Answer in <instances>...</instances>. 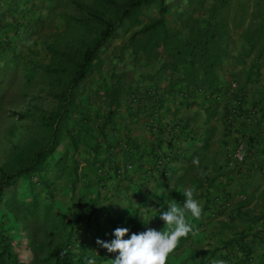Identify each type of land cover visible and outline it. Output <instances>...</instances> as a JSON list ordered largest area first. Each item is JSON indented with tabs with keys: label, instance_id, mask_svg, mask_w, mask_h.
Here are the masks:
<instances>
[{
	"label": "trees",
	"instance_id": "obj_1",
	"mask_svg": "<svg viewBox=\"0 0 264 264\" xmlns=\"http://www.w3.org/2000/svg\"><path fill=\"white\" fill-rule=\"evenodd\" d=\"M40 1L42 5L44 0ZM99 1L113 7L110 17L73 0L84 8L87 20L99 23L97 35L80 50L68 70L57 66L43 70L50 78L64 71L67 80L62 84L57 81L61 85L53 92L54 103L40 108L30 139L34 143L16 147L0 167V264H85L86 258H94L96 264H113L111 256L117 252L96 243L98 238L109 242L107 235L113 231L106 228L116 220L109 216L108 206L99 208L98 185H105L115 174H128L131 167H119L116 153L121 151V159L129 160L134 154L140 159L141 151H146L135 133L138 128L145 127L151 133L167 131L165 151L158 154L155 146L161 145L163 138L148 150L154 160L162 162L160 168L165 172L175 156L173 136L182 138L179 154L186 152L198 136L202 138L198 131L202 112V123H208L220 110L223 134L244 118L251 122L257 115L255 105H246L247 84L252 74L257 77L264 68V16L258 20L253 12L250 25L245 27L241 20L236 21L238 11L225 15L221 7L213 5L208 15L201 12L199 17L187 16L173 26L166 22L171 6L167 0ZM150 5L157 9L155 16L130 31L122 47L131 54L134 68L140 67L139 55L143 53L140 69L127 78L126 70L112 68L107 77L101 73L84 98L78 96L101 47L126 21L134 24L141 9ZM241 13L247 10L243 7ZM238 36L244 39L245 48L235 53ZM231 60L244 65L239 69L246 74L244 80L240 81V72L233 65L226 77L221 76ZM160 76L165 79L162 86L157 84ZM99 93L102 99L97 104L91 97ZM197 106L201 110L183 115ZM16 112L20 117L25 113ZM168 112L174 117L180 115L173 123L164 124L161 118ZM194 118L195 128L191 125ZM213 122L209 135L214 134ZM242 139L222 141L230 168L245 159L246 154L242 161L233 158ZM212 186L209 181L207 187L216 193L213 199L223 198V204L229 190L225 186L212 190Z\"/></svg>",
	"mask_w": 264,
	"mask_h": 264
},
{
	"label": "rangeland",
	"instance_id": "obj_2",
	"mask_svg": "<svg viewBox=\"0 0 264 264\" xmlns=\"http://www.w3.org/2000/svg\"><path fill=\"white\" fill-rule=\"evenodd\" d=\"M76 1L83 7L102 13L104 17H110L113 13V7L99 0ZM167 1L171 6L166 13V22L173 26L187 16L199 17L201 12L208 15L213 5L221 7L225 15L232 16L238 11L236 21L244 22L252 18L253 12L258 20L264 16V0ZM40 2L0 0V167L9 161L16 147L23 148L29 142L34 143L30 139L40 108H49L54 103L53 92L67 80L64 71L59 75L55 72L54 77L50 78L43 70L56 66L68 70L80 50L95 39L100 27L98 22L87 20L84 8L77 6L73 0H44L42 5ZM243 7L247 10L246 14L241 13ZM156 12L154 5L143 7L138 13V23L137 19L134 24L126 21L117 34L108 39L94 56L87 78L79 87L78 96L84 98L90 88L97 84L101 73L106 76L112 68L126 70L127 78L135 75V69L139 70L142 66L144 55L140 53V67L134 68L131 54L127 50L122 51V47L130 31L149 21ZM228 23H232V17ZM120 56L123 58L120 59ZM26 74H29L28 79ZM91 98L98 104L102 93ZM14 111L25 113L20 117ZM260 180L256 195L250 193L247 187L244 189L248 190L245 194L247 202H252L251 206L245 208L239 205L233 210V219L230 220L227 214H222L228 223L222 225L219 231L212 232L219 239L216 245L204 243L207 247L180 248L169 255L167 262L213 264L222 260L225 264H264V179ZM107 236L110 237L109 242L115 239L114 234ZM230 239L229 244L223 243ZM184 244L182 242L181 247ZM117 255L111 256V259Z\"/></svg>",
	"mask_w": 264,
	"mask_h": 264
},
{
	"label": "crops",
	"instance_id": "obj_3",
	"mask_svg": "<svg viewBox=\"0 0 264 264\" xmlns=\"http://www.w3.org/2000/svg\"><path fill=\"white\" fill-rule=\"evenodd\" d=\"M250 23L249 18L243 22L245 27L249 26ZM236 40L238 46L234 51L238 53L244 50L245 42L239 36ZM253 55L254 52L250 56ZM226 63L228 70L223 69L221 72V76L225 77L228 75L231 65L237 72H240L239 69L242 70L244 66L239 62L236 64L232 60L230 64L228 61ZM245 66L246 69L249 67L247 64ZM260 71V75L257 77L252 74V79L247 84L246 105H255L257 110L255 118L251 122L244 118L237 123L236 128H233L228 134H223L219 110L217 117L212 120L215 125L214 134L209 135L212 122L202 123L205 116V113L202 112L198 124L200 125L198 131L202 132V138L198 136L195 141L188 145L186 152L183 151L179 154L182 150H180L178 143L182 138L180 137L179 140L178 135L173 136V141L176 142L172 141L171 147L175 156L168 163L165 172H163V168H160L162 162L159 163L154 160L153 156L149 155L148 150L154 141L163 138L164 142L161 145L155 143L157 153L162 154L166 149L165 142L169 138L167 131L161 130V132L151 133L145 127L138 128L135 133L140 136L141 146L145 147L147 152L141 151L140 159L137 158V154H134L129 160L121 159V151L116 153L119 167H124L126 164L131 167L128 174L125 176L115 174L105 182V185H98L99 208L108 206L109 216L111 219H116L112 222L111 227L106 228V231H113L112 233H114L117 227H127L130 231L125 239L130 238L131 233L146 231L149 227L157 230L165 227L171 231L174 226H164V221L160 219L159 215L160 208L166 210L167 204L173 200L177 202L178 206L182 205L185 198L181 192L190 188L194 191V198L202 203L203 212L199 219L192 217L190 213L186 215L187 222L194 226V233L189 234L186 238H181L175 252L180 248L207 247L204 243H210L211 246H214L219 242V239L213 236L212 232L219 231L222 225L227 222L222 214H227L230 220L233 219L231 216L233 210L239 205H243L245 208L251 206L252 202H247L248 198L245 194L248 190L244 189L247 187L250 193L256 195L257 186L261 182L260 179H264L262 174L264 172V68L262 67ZM240 75V81L244 80L246 74L242 71ZM164 83V77L160 76L157 79V84L162 86ZM197 108L201 110L199 106L189 108L190 110L183 115H188ZM177 115L174 117L172 112H168L161 118V121L164 124L173 123L175 119H178L180 112ZM195 121L196 118L191 121L193 128L196 125ZM239 136L243 138L241 141L245 149V159L234 168H230L222 141L229 140L232 142L234 138ZM181 143L185 145L186 142L182 141ZM140 149L142 148L140 147ZM194 158L198 159V164L193 162ZM229 164L232 166V163L229 162ZM209 181L213 185L212 190L220 189L221 186H225L229 190L223 204L220 202L223 198L217 201L213 199L216 193L207 187ZM100 209L99 213L101 217H104L105 214L102 216ZM103 223L104 221H101L102 225ZM182 242L185 243L183 247H181Z\"/></svg>",
	"mask_w": 264,
	"mask_h": 264
},
{
	"label": "clouds",
	"instance_id": "obj_4",
	"mask_svg": "<svg viewBox=\"0 0 264 264\" xmlns=\"http://www.w3.org/2000/svg\"><path fill=\"white\" fill-rule=\"evenodd\" d=\"M193 162L198 164V159L194 158ZM181 193L185 198L182 205L178 206L173 200L167 204L166 210L160 208L159 215L164 226H174L171 231L165 227L160 230L149 227L146 231L133 232L130 238L125 239L130 229L117 227L113 233L115 239L108 242L98 238L96 243L109 252H118L113 264H167L169 255L175 252L180 239L194 233V226L187 222L186 215L190 213L192 217L199 219L203 212V205L194 198L192 189L186 188ZM85 264H96V261L94 258H86ZM213 264L225 262L220 260Z\"/></svg>",
	"mask_w": 264,
	"mask_h": 264
},
{
	"label": "built area",
	"instance_id": "obj_5",
	"mask_svg": "<svg viewBox=\"0 0 264 264\" xmlns=\"http://www.w3.org/2000/svg\"><path fill=\"white\" fill-rule=\"evenodd\" d=\"M232 86H235V82H232ZM244 154V145L242 142H240L233 151V158L236 161H242L244 159Z\"/></svg>",
	"mask_w": 264,
	"mask_h": 264
}]
</instances>
